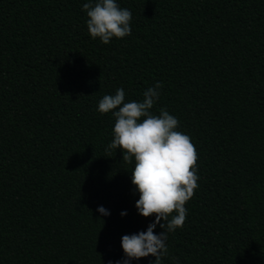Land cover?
Wrapping results in <instances>:
<instances>
[{
    "label": "trees",
    "instance_id": "trees-1",
    "mask_svg": "<svg viewBox=\"0 0 264 264\" xmlns=\"http://www.w3.org/2000/svg\"><path fill=\"white\" fill-rule=\"evenodd\" d=\"M88 2L0 0V264L126 259L122 237L155 216L135 206L134 160L106 151L115 117L98 104L157 82L151 111L178 119L199 177L161 264H264V0H116L132 31L108 44Z\"/></svg>",
    "mask_w": 264,
    "mask_h": 264
},
{
    "label": "clouds",
    "instance_id": "clouds-1",
    "mask_svg": "<svg viewBox=\"0 0 264 264\" xmlns=\"http://www.w3.org/2000/svg\"><path fill=\"white\" fill-rule=\"evenodd\" d=\"M83 10L93 39L108 44L113 38L131 35L132 13L121 8L116 0H89ZM160 88L161 82L149 87L139 102H125V91L117 89L114 95H104L98 104L101 114L112 112L115 117L113 139L106 151L119 149L124 161L131 164L134 160L131 182L139 193L135 206L143 217L155 216L147 231L122 237L126 259L117 264H130L131 260L150 255L155 257L154 264H161L162 257L168 254L169 233L183 228L185 205L199 187L198 156L190 137L176 130L179 121L166 109H160L159 115L151 111L159 99ZM97 211L102 216L110 215L102 206ZM126 214L121 212V216ZM157 225L164 229L158 235L154 233Z\"/></svg>",
    "mask_w": 264,
    "mask_h": 264
}]
</instances>
